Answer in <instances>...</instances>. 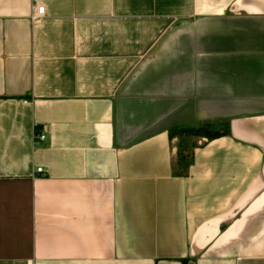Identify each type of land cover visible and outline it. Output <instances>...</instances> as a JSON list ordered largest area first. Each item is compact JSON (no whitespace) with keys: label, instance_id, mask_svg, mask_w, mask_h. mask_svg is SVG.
I'll use <instances>...</instances> for the list:
<instances>
[{"label":"crops","instance_id":"1","mask_svg":"<svg viewBox=\"0 0 264 264\" xmlns=\"http://www.w3.org/2000/svg\"><path fill=\"white\" fill-rule=\"evenodd\" d=\"M0 264H264V0H0Z\"/></svg>","mask_w":264,"mask_h":264},{"label":"trees","instance_id":"2","mask_svg":"<svg viewBox=\"0 0 264 264\" xmlns=\"http://www.w3.org/2000/svg\"><path fill=\"white\" fill-rule=\"evenodd\" d=\"M181 134V135H199L203 137H208L210 139L217 138L222 136L223 134L218 131L216 128L212 126V124H203L200 126H188V127H181L176 128L174 131L171 132V136ZM187 148H180L179 150V163L180 167L187 169L192 161V152L188 153Z\"/></svg>","mask_w":264,"mask_h":264},{"label":"built area","instance_id":"3","mask_svg":"<svg viewBox=\"0 0 264 264\" xmlns=\"http://www.w3.org/2000/svg\"><path fill=\"white\" fill-rule=\"evenodd\" d=\"M45 16V6L43 5H39V4H34L33 5V20L36 21V20H39L40 18L44 17ZM47 138L46 134L44 133H40V134H37L36 136V143H39L40 141H43ZM38 172H43V168L42 167H39L37 169Z\"/></svg>","mask_w":264,"mask_h":264},{"label":"rangeland","instance_id":"4","mask_svg":"<svg viewBox=\"0 0 264 264\" xmlns=\"http://www.w3.org/2000/svg\"><path fill=\"white\" fill-rule=\"evenodd\" d=\"M196 136H199V135H196Z\"/></svg>","mask_w":264,"mask_h":264}]
</instances>
